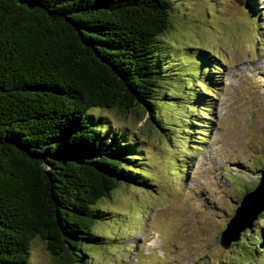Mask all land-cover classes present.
Instances as JSON below:
<instances>
[{"label":"trees","instance_id":"1","mask_svg":"<svg viewBox=\"0 0 264 264\" xmlns=\"http://www.w3.org/2000/svg\"><path fill=\"white\" fill-rule=\"evenodd\" d=\"M171 10L172 0H0V264H30L37 236L59 264H90L93 208L134 179L136 159L90 112L158 115L167 85L155 45Z\"/></svg>","mask_w":264,"mask_h":264},{"label":"rangeland","instance_id":"2","mask_svg":"<svg viewBox=\"0 0 264 264\" xmlns=\"http://www.w3.org/2000/svg\"><path fill=\"white\" fill-rule=\"evenodd\" d=\"M155 46L167 85L158 115L90 112L136 159L134 179L94 206L96 246L83 254L90 264H264V218L254 231L264 211L233 246L219 244L264 168V0H172ZM29 263L59 261L37 236Z\"/></svg>","mask_w":264,"mask_h":264},{"label":"water","instance_id":"3","mask_svg":"<svg viewBox=\"0 0 264 264\" xmlns=\"http://www.w3.org/2000/svg\"><path fill=\"white\" fill-rule=\"evenodd\" d=\"M259 175L257 185L241 198L234 215L227 222L225 229L219 236V244L224 249L236 243L241 234L264 211V168L259 171Z\"/></svg>","mask_w":264,"mask_h":264},{"label":"bare ground","instance_id":"4","mask_svg":"<svg viewBox=\"0 0 264 264\" xmlns=\"http://www.w3.org/2000/svg\"><path fill=\"white\" fill-rule=\"evenodd\" d=\"M262 62V59H259V63Z\"/></svg>","mask_w":264,"mask_h":264}]
</instances>
